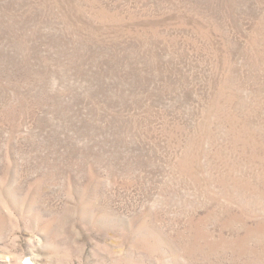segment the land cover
Returning a JSON list of instances; mask_svg holds the SVG:
<instances>
[{
	"label": "rangeland",
	"instance_id": "374dc122",
	"mask_svg": "<svg viewBox=\"0 0 264 264\" xmlns=\"http://www.w3.org/2000/svg\"><path fill=\"white\" fill-rule=\"evenodd\" d=\"M0 264H264V0H0Z\"/></svg>",
	"mask_w": 264,
	"mask_h": 264
},
{
	"label": "bare ground",
	"instance_id": "6f19581e",
	"mask_svg": "<svg viewBox=\"0 0 264 264\" xmlns=\"http://www.w3.org/2000/svg\"><path fill=\"white\" fill-rule=\"evenodd\" d=\"M28 263V262H27Z\"/></svg>",
	"mask_w": 264,
	"mask_h": 264
}]
</instances>
